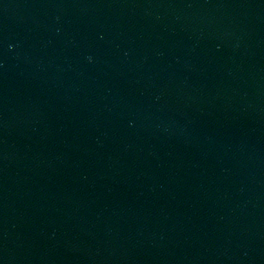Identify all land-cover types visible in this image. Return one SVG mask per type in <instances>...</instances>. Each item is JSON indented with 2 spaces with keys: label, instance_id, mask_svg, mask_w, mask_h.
<instances>
[{
  "label": "water",
  "instance_id": "95a60500",
  "mask_svg": "<svg viewBox=\"0 0 264 264\" xmlns=\"http://www.w3.org/2000/svg\"><path fill=\"white\" fill-rule=\"evenodd\" d=\"M0 264H264V0H0Z\"/></svg>",
  "mask_w": 264,
  "mask_h": 264
}]
</instances>
